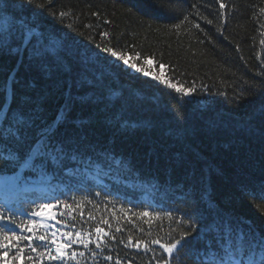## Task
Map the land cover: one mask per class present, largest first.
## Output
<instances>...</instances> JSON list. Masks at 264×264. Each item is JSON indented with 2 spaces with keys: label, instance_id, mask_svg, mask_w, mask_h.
<instances>
[{
  "label": "trees",
  "instance_id": "1",
  "mask_svg": "<svg viewBox=\"0 0 264 264\" xmlns=\"http://www.w3.org/2000/svg\"><path fill=\"white\" fill-rule=\"evenodd\" d=\"M41 5L46 0L32 5L0 0V32L5 21H14L15 43L20 44L24 29L17 20H26L35 28L34 36L43 31L50 54L43 62L26 50L0 56V84L10 73L16 77L0 92V104L35 109L36 124L42 127L56 118L70 94L69 121L56 137L79 132L95 152L108 149L123 166L111 174L95 165L71 173H36L16 184L9 181L11 173L0 174V205L25 226L23 234L32 235L26 226L33 219L42 222L32 211L41 203L60 201L56 211L63 215L58 219L68 226L63 230L92 231L94 237V228L101 226L112 249L99 253L94 244L89 250L73 245L69 252L85 251V256L63 264H115L117 257L121 264H163L166 254L151 241L168 242L183 231V216L192 213L194 200L202 213H226L235 225L264 233V75H258L264 73V0H52L48 10ZM53 5L73 15L61 23L49 14ZM96 44L113 47L150 75L194 88L185 98L189 102L178 104L174 90L143 71L111 57L97 60ZM72 120L84 125L77 129ZM97 191L102 194L95 196ZM64 203L72 207L64 208ZM142 211L150 215L140 216ZM104 219L109 223L103 224ZM0 227L20 234L14 225ZM34 232L44 234L45 229L38 226ZM129 236L141 241L139 255L121 243ZM21 244L23 258L13 261L17 249L11 247L8 264H38L44 242L33 241L36 253L27 241ZM144 244L155 251L144 252ZM91 251L98 253L94 259ZM108 254L112 261L103 259ZM42 264L61 262L45 255ZM172 264L194 262L181 254Z\"/></svg>",
  "mask_w": 264,
  "mask_h": 264
},
{
  "label": "snow or ice",
  "instance_id": "2",
  "mask_svg": "<svg viewBox=\"0 0 264 264\" xmlns=\"http://www.w3.org/2000/svg\"><path fill=\"white\" fill-rule=\"evenodd\" d=\"M26 2L29 5L33 4V0H26ZM46 5H52V0H46ZM46 5H41V7L48 10ZM219 7L223 10L226 6L220 2ZM261 11L264 12V9H261ZM49 14L61 23L73 15L68 11H57L54 5ZM94 15H98V13H94ZM187 19L188 17L184 16V20ZM17 22L24 29L22 41L20 44L15 43L16 24L14 21H5L3 31L0 32V56L16 55L26 50L31 57L43 62L45 57L50 55L46 51L43 31L34 36L35 28L30 27L28 21L17 20ZM206 22L208 24L212 23L211 20ZM105 23H108V21H105ZM67 27L71 28L72 25H67ZM175 27L179 28L180 25L177 24ZM194 27L199 29L200 25L197 23ZM5 34H7V39H5ZM102 35L108 37L109 34L105 32ZM260 44L264 45V39L260 41ZM95 48L98 50L96 53L97 60H106L107 57H111L136 72L143 71L136 63L130 62L124 54L115 51L113 47L96 44ZM100 53H105L106 56H101ZM108 62L111 63V61ZM43 67L44 65L41 63V68L43 69ZM143 75L149 76L150 74L143 71ZM258 75H264V73H258ZM152 79L158 80L167 88L174 90L178 97V104L189 102L185 98L190 97L195 91L194 88L186 89L183 86H177L171 80H164L155 76ZM14 83H16V77L10 73L7 81L0 84V92H4ZM240 98L243 99V95ZM79 99L81 102H87L83 96ZM72 100L73 98L69 94L62 110H58L56 118L42 127H38L36 124L33 115L35 109L25 111L22 104L13 109L11 104L6 101L0 104V174L11 173L9 181L16 184L19 181L27 183L36 173H71L78 171L81 167L87 168L95 165L101 169L107 168L108 173L111 174L113 168L119 169L123 166V161L116 159L110 150L105 149L95 152L94 147L88 143L87 137L80 135L79 132H74L73 135L64 138L56 137V132L60 126L69 121ZM70 122L77 129L84 125V121L72 120ZM125 125H127V121L121 124L120 127ZM89 149H92L94 154L89 153ZM25 172H31L32 174L26 176ZM101 194L97 191L95 196ZM200 199L203 200V195ZM261 199H264V192L261 193ZM60 204V201L41 203L38 210L31 212L33 217L42 220L38 225L37 221L33 219L26 226V231L32 233V235H24L25 226L17 222L10 209L0 205V223L14 225L16 229L20 230V234H17L15 230L0 227V238L3 240V243H0V248L5 249L3 254L0 255V261H3V264H8L6 259L8 257L7 249L11 247L17 249L11 257L12 260L22 259L21 254L25 251L24 246L21 244L22 241L28 242L27 247L30 248L32 253L38 251V247L33 246L34 240L44 242L43 251L39 253L38 264H42L45 255L49 261H59L61 264L65 260H78V258L84 257L85 251H68L72 249L73 245L82 246L83 249L89 250V246L94 244L99 253H103L105 248H108L109 252L112 251L104 239L109 236V233L101 226L94 228V237L92 231L82 233L81 231L63 230L68 226L58 219V216L63 215L62 212L56 211L59 209ZM63 206L64 208L72 207L67 203H64ZM139 215L148 217L150 213L149 211H142ZM80 216L82 219L84 218L83 211H81ZM168 216L170 219L172 218L170 211ZM90 218L94 219V217ZM183 221L184 230L175 236H170L168 242H161L159 239L151 241V244L158 245L159 250L166 254V257L163 258V264H172V261L181 254L191 259L194 264H264V233L251 229L245 230L243 226L235 225L232 217L226 213L219 211H215L211 215L207 212L202 213L195 200L192 213L190 215L185 214ZM108 223L107 219L103 220V224ZM177 223H180V221H177ZM57 225L61 227L57 228ZM38 226L45 229L44 234L34 232ZM120 231L121 229L117 227L116 232ZM173 231L175 232V229ZM58 235L61 237L60 240L57 239ZM110 239L114 241L115 236L110 237ZM121 243H123L124 248H134L137 250L136 254H140V240L134 242L133 238L129 236L127 243H124L123 240H121ZM143 251L154 252L155 250L150 248L148 244H144ZM97 254V251L90 252L93 259ZM27 259L32 261L33 257L27 255ZM103 259L112 261L113 257L108 254L103 255ZM115 264H121L119 257L116 258ZM128 264H132V261H129ZM157 264H160V262L158 261Z\"/></svg>",
  "mask_w": 264,
  "mask_h": 264
},
{
  "label": "rangeland",
  "instance_id": "3",
  "mask_svg": "<svg viewBox=\"0 0 264 264\" xmlns=\"http://www.w3.org/2000/svg\"><path fill=\"white\" fill-rule=\"evenodd\" d=\"M125 66V65H124ZM125 67H127V66H125ZM132 70V69H131ZM150 77H154V75H149Z\"/></svg>",
  "mask_w": 264,
  "mask_h": 264
}]
</instances>
